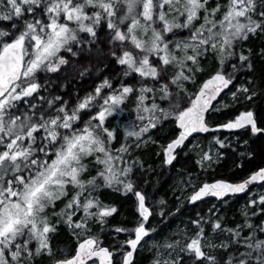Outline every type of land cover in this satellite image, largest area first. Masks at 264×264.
<instances>
[{"label": "snow or ice", "instance_id": "obj_1", "mask_svg": "<svg viewBox=\"0 0 264 264\" xmlns=\"http://www.w3.org/2000/svg\"><path fill=\"white\" fill-rule=\"evenodd\" d=\"M0 264H264V0H0Z\"/></svg>", "mask_w": 264, "mask_h": 264}, {"label": "trees", "instance_id": "obj_2", "mask_svg": "<svg viewBox=\"0 0 264 264\" xmlns=\"http://www.w3.org/2000/svg\"><path fill=\"white\" fill-rule=\"evenodd\" d=\"M224 135H227V133H223ZM258 145H259V142H258ZM257 145V146H258ZM237 156H238V153H237ZM235 157L233 156H229L228 159L226 160H222L221 163H220V166H217L214 170V175L216 177H221V176H224V177H227L229 175H231L232 172L235 171L233 165H232V160L234 159ZM239 162V161H238ZM256 163H259V159H257L256 161H253V164H256ZM252 165H248V167H251ZM212 171V170H210ZM243 196H241L240 198V203H243ZM127 207V205H125V208ZM203 207V206H201ZM123 217H117V219H122ZM107 242V241H106Z\"/></svg>", "mask_w": 264, "mask_h": 264}, {"label": "water", "instance_id": "obj_3", "mask_svg": "<svg viewBox=\"0 0 264 264\" xmlns=\"http://www.w3.org/2000/svg\"><path fill=\"white\" fill-rule=\"evenodd\" d=\"M225 133H227V132H225Z\"/></svg>", "mask_w": 264, "mask_h": 264}]
</instances>
